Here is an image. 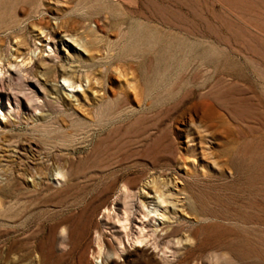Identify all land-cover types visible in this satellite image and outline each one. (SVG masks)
Masks as SVG:
<instances>
[{"label":"rangeland","instance_id":"374dc122","mask_svg":"<svg viewBox=\"0 0 264 264\" xmlns=\"http://www.w3.org/2000/svg\"><path fill=\"white\" fill-rule=\"evenodd\" d=\"M48 63L0 110V264H264V0H0L3 105Z\"/></svg>","mask_w":264,"mask_h":264},{"label":"bare ground","instance_id":"6f19581e","mask_svg":"<svg viewBox=\"0 0 264 264\" xmlns=\"http://www.w3.org/2000/svg\"><path fill=\"white\" fill-rule=\"evenodd\" d=\"M41 8H43V12H46L45 11V9H46V6L44 7V6H42ZM42 20H43V18H41V19H39V20H37L36 21V24L38 25V26H40V27H42ZM77 23V22H76ZM97 23H98V20L96 19L95 21H94V24H95V26L94 27H90V28H88V30H86L87 29V26H86V29L84 28V30H86L87 32H88V34H93L94 33V28L96 27H98V25H97ZM40 27H39V30H40ZM83 27H85V26H83ZM73 28V27H72ZM62 29V28H61ZM71 29V28H70ZM38 30V29H37ZM71 30H73V29H71ZM85 31V32H86ZM42 33V32H41ZM73 33V32H72ZM72 33L70 34V32H68V30H65L64 31V37L65 38H67L73 45H75V47H77L78 49H84V50H86L87 49V46H88V44H89V42H84L83 41V39H81V38H78L79 36H74V35H72ZM95 34V33H94ZM82 36V35H81ZM86 37H88V36H86ZM95 37V36H94ZM67 40V41H68ZM20 43H22V40H21V42H19V45H20ZM38 49V48H37ZM74 51H75V49H74ZM75 53H76V58H79L80 57V55H79V53H77L76 51H75ZM13 55L15 56V58H19V57H22V50H21V47H19L18 45H17V47L14 49V53H13ZM24 57V56H23ZM56 58H58V57H56ZM74 60V58L72 57V58H66V61H68V62H70L71 60ZM46 61H49L50 62V58H48V59H46ZM45 61V62H46ZM31 62V61H30ZM25 63V62H24ZM8 64V63H7ZM10 66L11 67H13L14 68V71L16 72V73H27V74H29L30 76H31V80H32V84H30V82H29V80H28V78H26L25 76H23L22 77V79H20V85H19V88H17V89H14V88H11L8 84L6 85V89L7 90H9V91H15V92H12V93H10L11 95H9V96H7V101H6V104H4L3 105V101H2V97H1V95H0V110H1V112H2V116L4 117V118H6L7 119V122L5 123L6 125L7 124H9L10 123V121H9V119H8V111H19L21 108L23 109V111H27V112H32V111H34V110H38V111H40L41 110V107L39 106V104H37V102L36 101H34L31 97L33 96V95H37V92H35V89L32 87L33 85L34 86H36V87H38V88H40V89H42L43 90V92L44 93H47L48 91H49V93H50V89L49 88H46L45 87V83L48 81V80H51V79H55V78H58V77H60V78H62V80L64 81L65 79H68V77H69V75H71L72 74V72H68V71H65V70H60V71H58L57 70V68H56V65H54V64H43L40 68H39V70H40V74H41V77H43L44 79L41 81L40 79H38V78H36V76H35V73H33L32 72V69L33 68H37V66L34 64L33 66H31L30 68H24V69H22V68H20V67H18V65L17 64H13V65H11L10 64ZM8 67H9V65H8ZM73 69H75V68H73ZM2 72V71H1ZM11 74L9 75V78H0V84H3L5 81H7V80H9L10 78H11ZM10 84V83H9ZM80 84V83H79ZM26 88H27V90L28 91H30V95H27L26 94ZM31 91H33V92H31ZM29 94V93H28ZM51 94V93H50ZM19 95H23V97H25V99H26V104H21V101H20V97H19ZM36 97V96H35ZM10 98H12V100H10ZM103 98H104V96H103ZM38 99V98H37ZM53 102L55 103V104H57V105H59L60 104V102L61 101H63L60 97H58V96H56V94H55V97L53 96ZM18 113V112H17ZM17 115V114H16ZM41 174V173H40ZM38 175V174H37ZM126 192V191H125ZM122 218V217H121ZM128 218V217H127ZM124 219V218H123ZM128 220V219H127ZM129 222V221H128ZM119 223H120V220H119ZM118 223V224H119ZM125 233V232H124ZM142 234V233H141ZM139 235V234H138ZM141 237H138V238H136L135 240H133V242L134 243H136V244H140L141 243ZM135 244V245H136ZM121 248V247H120ZM103 249V248H102ZM122 249V248H121ZM123 250V249H122Z\"/></svg>","mask_w":264,"mask_h":264}]
</instances>
